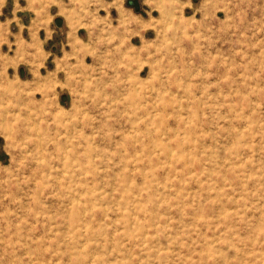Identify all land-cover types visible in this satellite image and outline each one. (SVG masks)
<instances>
[{
	"label": "rangeland",
	"instance_id": "obj_1",
	"mask_svg": "<svg viewBox=\"0 0 264 264\" xmlns=\"http://www.w3.org/2000/svg\"><path fill=\"white\" fill-rule=\"evenodd\" d=\"M55 1L0 0V264H264V0Z\"/></svg>",
	"mask_w": 264,
	"mask_h": 264
},
{
	"label": "crops",
	"instance_id": "obj_2",
	"mask_svg": "<svg viewBox=\"0 0 264 264\" xmlns=\"http://www.w3.org/2000/svg\"><path fill=\"white\" fill-rule=\"evenodd\" d=\"M66 1L68 0H57L50 4V12H51L50 22L53 19L57 20V22H59L60 25L56 26V28L61 29V25H63L66 28V33H68L69 30L67 29H69L71 26H74L73 22L76 19L75 12L79 10V6L81 5L78 2V7H77V3H75L76 0H74L73 7L72 6L67 7L65 3ZM98 2H100L103 5L102 6L98 5L96 9L104 10L106 16H110L111 12H115L116 17H118L120 12L125 10V8L123 7V0H89V5L94 6L95 3H98ZM52 6H54V10H51ZM143 20H140V22ZM81 28H84V27H82V25L76 27L75 34L77 35L78 38L83 39V37L79 35V31L81 30ZM83 30L87 37L88 36L87 29H83ZM135 30L136 32L132 36L136 40L141 42L142 39H146L147 31L150 29L140 27V28H136ZM51 31H54V30H51ZM66 42H67V39H66Z\"/></svg>",
	"mask_w": 264,
	"mask_h": 264
},
{
	"label": "bare ground",
	"instance_id": "obj_3",
	"mask_svg": "<svg viewBox=\"0 0 264 264\" xmlns=\"http://www.w3.org/2000/svg\"><path fill=\"white\" fill-rule=\"evenodd\" d=\"M170 1L172 2V0H169V2H170ZM160 3H161V2H160ZM171 10H172V9H171ZM173 14H174V13H173ZM177 20H178V19H177ZM175 29H176V28H175ZM28 45H29V48H31V47H30V44H28ZM27 48H28V47H27ZM140 74H141V73H140ZM140 74H139V75H140ZM34 77H35V78H39V77L37 76V74H35ZM33 80H34V79H33ZM34 81H35V80H34ZM34 81H33V82H34ZM35 82H36V81H35ZM8 83H9V82H8ZM8 83H7V84H8ZM37 83H38V82H37ZM12 84H13V83H12ZM12 84H10L9 86H11ZM5 85H6V84H5ZM37 85H38V84H37ZM12 86H13V85H12ZM12 86H11V87H12ZM17 86H18V85H17ZM3 87H4V86H3ZM5 87H6V86H5ZM13 87H14V86H13ZM18 87H19V86H18ZM7 88H9V87H6V89H7ZM6 89H5V90H6ZM11 89H12V88H11ZM17 89H18V88H17ZM17 89H16V90H17ZM7 91H8V89H7ZM9 91H10V89H9ZM12 91H14V89H13ZM4 118H5V117H4ZM4 118H3V119H4ZM39 138H40V137H39ZM40 139H41V138H40ZM61 174H62V171H61ZM176 242H177V241H176ZM29 255H30V254H29ZM4 260H5V259H4Z\"/></svg>",
	"mask_w": 264,
	"mask_h": 264
},
{
	"label": "water",
	"instance_id": "obj_4",
	"mask_svg": "<svg viewBox=\"0 0 264 264\" xmlns=\"http://www.w3.org/2000/svg\"><path fill=\"white\" fill-rule=\"evenodd\" d=\"M128 3H129L130 5H135V1H134V0H128Z\"/></svg>",
	"mask_w": 264,
	"mask_h": 264
}]
</instances>
